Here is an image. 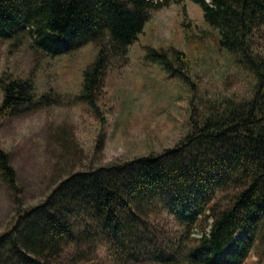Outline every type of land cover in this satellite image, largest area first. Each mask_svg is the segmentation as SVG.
Returning a JSON list of instances; mask_svg holds the SVG:
<instances>
[{
	"label": "trees",
	"instance_id": "trees-1",
	"mask_svg": "<svg viewBox=\"0 0 264 264\" xmlns=\"http://www.w3.org/2000/svg\"><path fill=\"white\" fill-rule=\"evenodd\" d=\"M182 1L0 0V38L49 57L92 44L77 98L97 108L112 63H127L152 12ZM191 1L217 32L219 49L253 75L252 93L198 97L192 77L174 66L184 52L147 46V57L192 90L189 131L161 153L85 169L74 168L78 143L58 131L56 181L29 206L0 147V182L15 204L0 231V264H55L61 255L69 256L65 264H243L264 245V48L255 43L264 39V0ZM35 72L1 80L0 120L58 102L37 93Z\"/></svg>",
	"mask_w": 264,
	"mask_h": 264
},
{
	"label": "rangeland",
	"instance_id": "rangeland-1",
	"mask_svg": "<svg viewBox=\"0 0 264 264\" xmlns=\"http://www.w3.org/2000/svg\"><path fill=\"white\" fill-rule=\"evenodd\" d=\"M255 43L259 50L264 48L262 37L256 36ZM171 45L184 52L182 63L176 60L174 66H181L195 81L196 96L239 98L252 93L253 75L237 65L232 54L219 49L217 32L191 0L152 12L129 46L127 63H112L97 108L77 98L83 70L94 58L92 44L49 57L26 44L11 47L0 38V82L36 71L37 93L58 97L46 108L0 120V147L10 153L24 206L43 200L56 181L54 136L58 131L70 134L82 150L76 169L161 153L189 131L190 86L170 75L159 60L146 56L147 46L167 49ZM14 209L12 191L0 182V231L11 222ZM263 254L264 245L257 244L243 264H260ZM68 259L61 255L55 264Z\"/></svg>",
	"mask_w": 264,
	"mask_h": 264
},
{
	"label": "built area",
	"instance_id": "built-area-1",
	"mask_svg": "<svg viewBox=\"0 0 264 264\" xmlns=\"http://www.w3.org/2000/svg\"><path fill=\"white\" fill-rule=\"evenodd\" d=\"M238 234H240V232H239V231L236 233V235H238Z\"/></svg>",
	"mask_w": 264,
	"mask_h": 264
}]
</instances>
